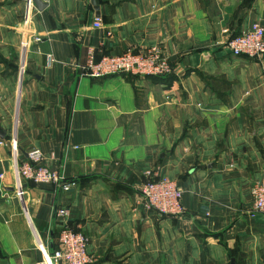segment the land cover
Segmentation results:
<instances>
[{"label": "crops", "instance_id": "0c3cea01", "mask_svg": "<svg viewBox=\"0 0 264 264\" xmlns=\"http://www.w3.org/2000/svg\"><path fill=\"white\" fill-rule=\"evenodd\" d=\"M40 1L0 0V264L61 249L56 207L88 238L89 264H264L250 195L264 176V57L224 45L264 24V0H94L100 27L91 0ZM155 46L164 78L60 65ZM13 145L71 189L23 182L17 197ZM146 171L176 181L181 215L146 209Z\"/></svg>", "mask_w": 264, "mask_h": 264}, {"label": "built area", "instance_id": "2783aa9c", "mask_svg": "<svg viewBox=\"0 0 264 264\" xmlns=\"http://www.w3.org/2000/svg\"><path fill=\"white\" fill-rule=\"evenodd\" d=\"M30 5L31 0H27ZM98 18L95 27H100ZM26 46V42L21 43ZM230 55L248 58L264 57V24H254L245 32L224 42ZM54 63L48 59V64ZM65 68L77 72L79 77L103 78L108 76L126 75L132 77H166L171 73L167 57L160 47H150L140 51H127L119 55H108L95 59L89 51L83 62L66 61L61 63ZM2 141L0 140V145ZM13 170L15 174V193L22 197L23 182L33 184L55 185L61 191H68L72 185L56 168L44 164V158L38 149H30L25 159H18L15 145L12 147ZM53 156V155H52ZM51 156V157H52ZM144 182L139 190L146 209L161 215L178 216L183 213L182 189L176 181L154 171H146ZM251 212L264 216V176L251 188ZM54 217L61 223L59 233L60 250L49 253L43 248V256L36 264H89L87 252L88 238L76 227L69 225L67 210L64 207L54 209Z\"/></svg>", "mask_w": 264, "mask_h": 264}, {"label": "water", "instance_id": "95a60500", "mask_svg": "<svg viewBox=\"0 0 264 264\" xmlns=\"http://www.w3.org/2000/svg\"><path fill=\"white\" fill-rule=\"evenodd\" d=\"M31 2L33 3V5L35 6V8L37 10H42L45 7V4L44 3H41L40 0H31ZM91 4L93 6V9L95 10V17L96 18H99L98 7L95 5L94 0H91ZM4 190L5 191H12V189H10V188H5ZM233 263H234V261L231 260L230 261V264H233Z\"/></svg>", "mask_w": 264, "mask_h": 264}, {"label": "trees", "instance_id": "16d2710c", "mask_svg": "<svg viewBox=\"0 0 264 264\" xmlns=\"http://www.w3.org/2000/svg\"><path fill=\"white\" fill-rule=\"evenodd\" d=\"M128 77H132V76H128ZM150 78H152V79H159V78H164V77H150Z\"/></svg>", "mask_w": 264, "mask_h": 264}]
</instances>
